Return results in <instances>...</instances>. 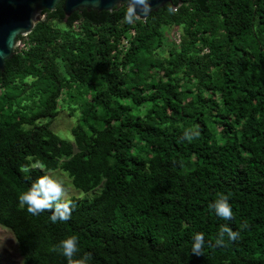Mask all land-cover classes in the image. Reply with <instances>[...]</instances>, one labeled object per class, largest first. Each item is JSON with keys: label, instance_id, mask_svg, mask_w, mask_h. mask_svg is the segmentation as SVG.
I'll return each mask as SVG.
<instances>
[{"label": "trees", "instance_id": "16d2710c", "mask_svg": "<svg viewBox=\"0 0 264 264\" xmlns=\"http://www.w3.org/2000/svg\"><path fill=\"white\" fill-rule=\"evenodd\" d=\"M124 10L64 16L59 1L4 60L0 226L19 264H67L51 248L72 235L88 264H264V0H170L134 24ZM63 96L70 138L49 128ZM57 169L96 192L52 223L18 194ZM220 194L231 220L208 207ZM225 224L240 238L215 246Z\"/></svg>", "mask_w": 264, "mask_h": 264}, {"label": "clouds", "instance_id": "9594fccd", "mask_svg": "<svg viewBox=\"0 0 264 264\" xmlns=\"http://www.w3.org/2000/svg\"><path fill=\"white\" fill-rule=\"evenodd\" d=\"M116 7H124V22L134 24L142 18H146L151 10L149 0H117ZM168 12L174 14L178 11L177 7L168 4ZM198 136L199 133L197 132ZM186 139H191L189 134L185 133ZM39 169L43 173V167L39 164H33L31 168L24 166L20 170L28 173ZM18 201L22 208H26L31 215H39L41 212L51 210L49 217L52 223L57 221L66 222L71 218L74 204L68 197V189L62 179L53 178L50 174L38 176L27 190L18 194ZM209 209L222 220L233 219L232 208L228 202V196L220 194L214 201L208 205ZM247 222H243L240 227L245 228ZM240 238L239 231H233L229 226L221 225L216 238L215 246L226 247L228 242H235ZM204 236L202 233H194L192 237L191 251L195 255H203ZM212 246L211 244L209 245ZM51 251L59 252L67 259V264H88L91 259L90 254L86 253L82 257H77L79 252L78 237L76 235L68 236L59 241L57 245L51 248Z\"/></svg>", "mask_w": 264, "mask_h": 264}, {"label": "water", "instance_id": "95a60500", "mask_svg": "<svg viewBox=\"0 0 264 264\" xmlns=\"http://www.w3.org/2000/svg\"><path fill=\"white\" fill-rule=\"evenodd\" d=\"M61 2L64 16H69L79 8L86 10H111L118 8L117 0H0V71L4 60L11 57L17 36H23L41 18L42 10H52ZM170 0H149L151 10ZM126 3L127 0H124Z\"/></svg>", "mask_w": 264, "mask_h": 264}, {"label": "rangeland", "instance_id": "374dc122", "mask_svg": "<svg viewBox=\"0 0 264 264\" xmlns=\"http://www.w3.org/2000/svg\"><path fill=\"white\" fill-rule=\"evenodd\" d=\"M177 32L172 27L164 28L165 46L170 40L172 41V35ZM23 40H18L16 47L22 48ZM164 46V49L166 48ZM57 113L49 123V128L61 138H70V127L75 123V117L77 115V109H70L72 106L71 101L64 96L60 97L56 103ZM45 174H50L53 178L62 179L65 183V187L68 189V197L80 199H90L93 197L96 191L82 192L79 189H75L70 184V181L65 172L62 170H47ZM20 256L16 249V243L12 237V234L6 229L0 226V264H19Z\"/></svg>", "mask_w": 264, "mask_h": 264}, {"label": "built area", "instance_id": "2783aa9c", "mask_svg": "<svg viewBox=\"0 0 264 264\" xmlns=\"http://www.w3.org/2000/svg\"><path fill=\"white\" fill-rule=\"evenodd\" d=\"M172 40H173L174 42H178V34H177V32H174V33H173V35H172Z\"/></svg>", "mask_w": 264, "mask_h": 264}]
</instances>
